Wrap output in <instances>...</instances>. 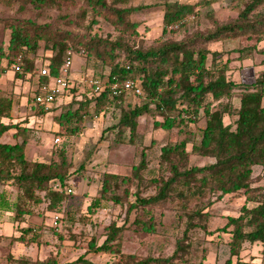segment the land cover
<instances>
[{"label":"trees","instance_id":"trees-1","mask_svg":"<svg viewBox=\"0 0 264 264\" xmlns=\"http://www.w3.org/2000/svg\"><path fill=\"white\" fill-rule=\"evenodd\" d=\"M76 1L82 3L77 17L88 21L78 34L28 19L0 21L9 32L7 43L0 45V79L12 68L15 79L37 75L38 86L46 88L60 77L68 57L82 54L86 72L94 69L89 79L103 85L137 79L142 95L135 103L123 107L129 96L114 97L107 86L97 94L95 86L89 85L87 79L84 94L78 101L75 97L78 85H73L61 96H69L68 104L62 103V111L52 118L57 136L78 137L80 124L86 119L97 117L109 108H118L117 123L106 131H116L119 144L135 145L139 119L143 116L153 120V129L167 133L176 131L177 136L183 138L160 147L155 168L150 166L148 157V151L155 144V140H151L137 153L129 173L102 174L99 195L86 209L88 216L94 215L104 202L120 206L125 216L121 225L112 222L104 229L101 244L91 238L85 253L69 262L59 263L52 254L34 260L8 254V263L96 264L87 256L104 254L110 257V264H205L208 250L198 251L193 241L197 233H210L208 223L212 214L209 208L225 196L243 195L245 199L239 215L226 217L225 226L219 229L229 236L226 242L228 257L223 264H264V187H253L251 177L254 167L264 168V73L251 83H236L227 75L232 61H241L252 52L264 56V48H258L264 42V0H228L238 16L220 24L214 19L212 6L226 0H198L192 4L157 2L153 6H161L163 13L161 37L185 29L190 17L195 19L201 15L213 28L181 41H160L149 48L143 46L140 23L133 22L131 17L152 5H135L132 4L134 0H0V4L18 6L23 12L27 6L36 10L56 9ZM99 20L110 25L116 36L102 37L95 32ZM232 39H245L253 44L225 53L228 55L225 61L222 59L224 53L207 48L208 44ZM41 51L49 53L45 58L42 56L41 62V69L48 71L47 76H42L37 67ZM233 52L238 53V57L230 58ZM261 64L264 66V59ZM37 93L31 97V109L39 108V116L53 112L51 108L45 111L34 104ZM235 93L240 94L236 110L232 102ZM14 104L12 95L0 89V139L13 131L12 139L16 141L0 142V209L8 208L5 187L15 186L12 219L19 235L11 237L9 245L47 246L43 241V227L30 224L29 219L35 215L34 208L44 202L46 211L58 216V226L66 216L71 233L76 218L60 209L73 194L67 193L71 189L73 164L63 147L56 149L57 160L27 159L26 147L36 132L25 121L13 123ZM229 115L236 117L232 125L224 122V117ZM202 119L204 127L198 128L196 141L195 131L190 127L196 128ZM125 130L128 131L127 141L122 139ZM190 155L213 161L198 167L191 165ZM84 167L82 162L74 172ZM148 190L150 194L145 195ZM156 208H173L179 212L183 230L173 244L172 253L146 257L124 253L121 243L127 227L136 233L157 232L158 222L151 211ZM139 210L144 212L145 218L135 216L127 225L129 214ZM78 220L87 219L80 216ZM52 232L59 249L64 242L63 236ZM246 243L261 247L260 262L242 259ZM196 254L200 258L194 260Z\"/></svg>","mask_w":264,"mask_h":264},{"label":"rangeland","instance_id":"rangeland-1","mask_svg":"<svg viewBox=\"0 0 264 264\" xmlns=\"http://www.w3.org/2000/svg\"><path fill=\"white\" fill-rule=\"evenodd\" d=\"M165 1H179L184 3H195L198 0H134L132 4L152 5L151 8L145 9L142 12L133 15L131 20L140 23L139 32L142 34L143 46L145 48L154 47L160 41H181L192 37L196 33H205L213 28L212 23L201 15L199 18L190 17L187 27L183 30H177L165 37H161V6H153L155 3H163ZM82 3L76 1L74 3L62 4L60 8L56 9H41L36 10L27 6L26 10L20 12L18 6L7 7L0 4V21L6 19H28L35 21L38 24H53L61 30L78 34L87 26L88 21L82 20L77 15L81 12ZM214 12V19L217 22L225 23L238 16V13L232 7L230 1H220L212 6ZM203 13V10H200ZM95 32L102 37L110 35L115 37L116 34L112 27L103 20H99V24L94 28ZM9 32L0 24V45L7 43ZM253 42L245 39L223 40L207 45L210 51L224 53L222 59L225 61L228 57L225 53L229 51L252 45ZM259 49L264 48V42L258 45ZM49 55L47 52H40L37 67L41 69L42 56ZM230 58L238 57V53H231ZM43 58V59H44ZM264 56L257 52H252L249 56L241 61H232L229 65L227 75L229 79L236 83H251L258 76L264 73V66L261 61ZM71 60L73 65L70 72L78 74V88L75 90V97L79 101L84 94V81L89 79L94 72V69H84L85 60L82 54H72ZM3 65H6L3 61ZM11 69V73L14 72ZM72 70V71H71ZM106 73H108V70ZM33 78H35L33 80ZM37 75L25 76L22 79H15L8 81V85L4 92L11 94L14 100V112L11 119L13 123L25 121L27 126L33 128L36 134H33V139L26 147V157L29 160L45 161L57 160L56 149L63 147L66 151L68 160L72 162L73 169L71 170L70 187L73 191L71 197L61 207L60 212L69 211L71 215L76 218L75 224L72 226L71 233L69 232L70 224L66 216L59 226L55 228L52 226L54 216L46 211V204L34 208L35 215L29 219L30 224L40 225L43 227L42 236L43 241L48 243L47 246H24L22 244H15L12 247L8 245L11 237H17L19 232L16 229V224L13 222L12 203L16 199L17 189L15 186L5 187L8 195V208L0 209V236H2V243H4V264H6L7 254H12L15 258L25 257L34 260L40 256L48 257L53 255L59 263L69 262L77 259L83 255L87 250V243L91 238H95L98 244L104 240V229L112 222L121 225L124 220L125 212L118 205L111 202H104L102 207L95 211V214L88 216L87 207L91 200L99 195L101 176L105 172H119L121 174L129 173L130 167L137 160V153L142 147L148 146L151 140H155L153 148L148 151L150 166L156 167L157 158L160 147L170 141L181 140L182 136H177L176 131L172 133L163 132L159 129H153V120L150 117H141L139 119V126L137 129L138 136L135 139V145L119 144L117 140L116 131H106L107 128L114 126L119 118L118 108H109L106 112L100 114L92 119H86L81 123V131L78 137L63 138L56 135L57 126L53 122L54 115L62 111L64 104H68L69 96L64 98L63 106H56L53 103L51 109L53 112L47 118L39 116V108L31 109L30 102L32 95L36 92L33 88L36 83ZM240 94L235 93L233 97L234 109L238 108ZM129 97L126 98L122 104L127 107L128 104L135 103ZM53 107V108H52ZM236 117L233 115L225 116V124H233ZM6 122V120H5ZM51 125V126H49ZM204 127V119L195 128L191 126L190 129L195 131L196 141H198V128ZM42 128L46 129L43 130ZM48 129V130H47ZM60 139V143L54 144L55 138ZM122 139L128 140V131L123 132ZM13 140L8 137L7 141ZM16 141L14 140V143ZM13 143V141H12ZM190 151V147H188ZM212 159L201 158L196 155H190L191 165L198 167L212 163ZM84 162L85 167L82 171H76L78 166ZM252 186L264 187V168L256 166L252 169ZM132 191H134L132 189ZM145 195L150 194L149 190L144 192ZM244 196H225L219 199L209 208L212 217L208 223V234L202 232L197 233L194 239V245L198 249L206 248L208 252L205 264H223L228 257V248L226 242L228 241V234L220 231L226 224V217H236L239 215V210L244 203ZM153 216L158 222L157 232L155 234L136 233L131 228H126L122 237V250L126 254H135L140 257L148 255L153 256H168L173 251V244L175 240L181 237L183 224L179 220V212L173 208L151 209ZM84 216L87 220L80 221L79 217ZM135 216L145 218L144 212L139 210L131 212L128 216V223L133 221ZM23 226V225H22ZM62 235L64 242L58 249V240L52 231ZM220 243L219 246L216 243ZM209 243V244H207ZM7 244V246L5 245ZM218 246V247H216ZM37 248V250H36ZM2 252V251H0ZM1 254V253H0ZM38 254V255H37ZM89 259L96 264H110L111 260L108 255H88ZM243 260L248 261L253 259L260 262L261 247L258 245L244 244L241 253ZM200 255L196 254L195 259H199ZM12 264V263H8Z\"/></svg>","mask_w":264,"mask_h":264},{"label":"built area","instance_id":"built-area-1","mask_svg":"<svg viewBox=\"0 0 264 264\" xmlns=\"http://www.w3.org/2000/svg\"><path fill=\"white\" fill-rule=\"evenodd\" d=\"M72 67V60L71 56L68 57L61 70L60 77L52 80L48 84L46 88H43L44 90L39 91L34 96V104L43 107L45 111L49 110L51 108V105L53 104L54 100H56V97H61L65 94L67 89L69 87H72V81L70 80V69ZM15 70H18V68H15ZM40 74L42 76H47L48 71L45 68L40 69ZM87 83L89 85L95 86V91L97 94H100L105 88V86L108 87V90L110 91L111 95L116 97L120 94H125L130 97V99L134 101L137 100L139 96L142 95V87L139 80H124L120 83H113L110 85H103L101 83H96L92 79H88ZM59 138H55L54 143H59ZM68 194H72V189L67 190ZM57 220L58 216L54 217L53 226H57Z\"/></svg>","mask_w":264,"mask_h":264},{"label":"crops","instance_id":"crops-1","mask_svg":"<svg viewBox=\"0 0 264 264\" xmlns=\"http://www.w3.org/2000/svg\"><path fill=\"white\" fill-rule=\"evenodd\" d=\"M72 65H73V60H72ZM72 71V70H71ZM77 75L78 74H73L72 72H70V80L72 81V84L73 85H77V83H78V77H77ZM35 78H33V80H34ZM10 80H12V81H14V74L13 73H11V71H9V72H7L3 77H1V79H0V89L1 90H5V88H2V87H4V85L5 86H7L8 85V81H10ZM33 88L35 89V91H42V90H44L43 88H41V87H39L38 86V80L36 79V83L34 84V86H33ZM64 102V98L63 97H58L57 98V100H56V106H60V105H62V103ZM53 105V104H52ZM51 105V106H52ZM13 112H14V108H13V111H12V116H13ZM52 112H50V113H48L47 115H45V117L44 118H47L48 117V115L49 114H51ZM4 121V120H3ZM13 121V120H12ZM49 126H51V125H49ZM43 130H46V129H44V128H42ZM48 130V129H47ZM12 134H13V131H10V132H8L7 134H3V136L1 137V139H0V142L1 143H5V142H8L7 141V138L8 137H10V138H12ZM12 141H13V143H14V140H11V141H9L8 143H12ZM112 173H118V174H121V173H119V172H112ZM1 238H0V251H2V252H0L1 254H0V264H4V243L3 244H1L2 243V241H3V239H2V236H0ZM10 242V241H9ZM6 246H7V244H5ZM8 245H9V243H8ZM216 245H218L217 243H216ZM219 246V245H218ZM218 246H216V247H218ZM36 250H37V248H36ZM208 252H210L209 250H208ZM8 255V254H7ZM38 255V254H37ZM207 256H208V253H207ZM7 257V256H6ZM39 259H43V258H45V257H42V256H40V257H38ZM227 259V258H226ZM225 259V260H226ZM206 260H207V257H206ZM205 260V261H206ZM224 260V261H225ZM6 264H8V261H7V259H6Z\"/></svg>","mask_w":264,"mask_h":264}]
</instances>
